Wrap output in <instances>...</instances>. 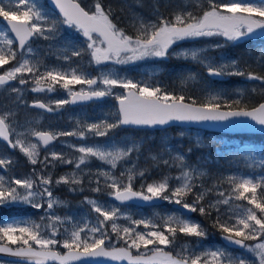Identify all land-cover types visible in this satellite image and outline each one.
<instances>
[{"label":"snow or ice","instance_id":"6c2138e0","mask_svg":"<svg viewBox=\"0 0 264 264\" xmlns=\"http://www.w3.org/2000/svg\"><path fill=\"white\" fill-rule=\"evenodd\" d=\"M60 13L63 16L62 23L73 26L82 32L87 39V49L91 50V58L96 64L103 61H109L113 58L118 63H125L142 59L144 57H166L169 49L178 41L188 38L203 36H223L228 41H237L255 34L257 30L264 32V0H227V2L217 3L216 0H208L209 7L204 10L202 15H194L190 11H178L171 18L159 15L157 20L144 22L139 21V27L136 34L129 35L123 29L117 27L110 19L111 9L105 11L102 7L101 0H96L94 11L85 10L76 0H53ZM24 6L25 11L18 14L17 10H13V5L7 0H0V17L6 21V26L0 29V67L16 60L17 52H32L29 46L30 38L41 36L47 39L45 33H52L56 28V21H49L46 14L37 8L34 0H19L15 7ZM10 34H14L18 47L13 48L14 39ZM99 40V45L97 41ZM106 45V46H104ZM74 56H80L81 51H74ZM124 59L121 60V55ZM177 55L185 58L191 57L194 60L200 59L197 51H183ZM68 59V57H65ZM206 59V58H205ZM235 61L231 65H206L209 75H224L226 69L235 66ZM25 73L35 75L37 87L33 91H54L56 85L68 91L71 100H56V108L68 103L76 101L89 100L92 98H101L112 94V89L119 86L125 90L124 94L116 95L115 99L119 103L118 116L115 123H109L107 120L99 123H91L84 126L82 130L73 132H63L52 134L50 132L32 131L31 135L38 139V143L28 142L26 145L25 133H17V138L13 142L10 136L14 129L6 122L9 114L0 115V138L6 141L10 147H19L22 153L28 158L33 165L39 161L40 145L47 147L58 136L78 135L84 138L88 132L97 136H105L108 131L119 127L120 125H164L169 121H225L232 117L250 118L256 124L264 126V102H260L255 106H241V99L229 100L220 94L209 93L207 99L203 103H198L194 98L189 97L190 102H185L184 95L176 96L158 86H151L142 82H133L131 79L119 78L113 74H105L100 77L88 78L84 73L78 74L77 69L70 72H62L58 69H50L44 73H39L38 65H34L28 58L22 57L17 66L12 67L7 72L0 74V87L8 84V82L17 79L18 74L23 76ZM234 75H247L250 80H257L264 83V75H258L254 72L236 71L228 73ZM188 79H194L193 76ZM43 81H50L47 87L42 86ZM20 84L26 81L21 78ZM87 85L88 91L83 88L80 92L72 90V85ZM99 85L104 88L100 89ZM93 86H96L95 88ZM13 92L18 91L12 89ZM255 91V90H253ZM33 107L53 111V108L39 101L33 102ZM138 150L133 147L127 148H109L107 146H79L76 151L80 153L78 160L75 161V167L80 169L92 157L103 161L104 163L115 169L117 163L126 159L130 153ZM52 161H60L61 163L72 164V160L65 159L64 156L55 151L50 153ZM156 159V157H153ZM177 160L183 165L184 157L178 156ZM41 163H50L46 156ZM11 163L8 159L0 158V167L7 166ZM46 163V166H47ZM167 164V161L164 162ZM36 179L32 176L24 178L11 177L8 180L5 176L0 175V204L6 202H25L33 207L40 209L43 204L37 202V197L44 199L47 197V208L52 209L55 204L61 203L53 198L50 185L53 183L51 176H44L38 173ZM195 169H188L181 172L177 177V186L169 188V180L164 177L161 181L148 183L145 191L133 190L132 181L137 175L134 169H128L121 172L117 177L109 171H101L97 173V184L99 185V177H104L105 186L110 189L109 195L113 196L120 202L139 198L144 201H151L155 198L165 201L174 202L182 205L184 209L191 212L197 210L201 215L210 214L212 209L218 213L216 226L227 235L224 239L230 243L241 246L249 252L254 253L258 258L259 264H264V203L257 202L256 191L257 183H254L252 177H240L236 182V177H228V182L232 185V193L225 196L224 192H219L221 199L210 203L207 207L201 206L205 199V191H194ZM144 172H140L139 176L143 177ZM202 175V173H196ZM126 177L127 182H123ZM55 183H72L79 184L81 180L76 177L75 173L69 176H61ZM264 183V182H262ZM93 191H101L97 186ZM211 192V189L206 190ZM170 193V194H169ZM246 193H251L249 198ZM194 195L193 202L187 203L186 197ZM87 199V198H86ZM232 199L247 200L249 205L241 209L239 214L234 217L235 222L229 226V221L220 222L219 206L227 205ZM93 210L99 214L102 219H98V223L93 227H76L66 239L62 241V247L67 252L61 254L53 251V248L61 243L56 239L58 228L57 223H63L60 217L52 216L51 233L45 238L41 231V225L33 221L27 220H11L0 222V239L7 238L12 244L18 241L22 243L21 247L15 250L11 247L0 245V252L11 253L17 257L26 258L29 264H46L47 261H58L59 264H73L74 261L88 260L92 258L107 257L115 261L127 260L129 264H199L203 258V264H223L224 260L228 264H246V261L240 257H230L222 250L201 252L199 255L192 256L177 253L173 255L167 252L163 247L174 243L177 232L186 236L205 237L206 232L199 223L193 222L191 219L184 218L182 215L167 216L162 225L155 224L152 220H132L133 225H144L147 229L152 227L153 231H138L134 227H123L115 222L119 216L118 208H108L101 205L97 201H87ZM262 214L257 216V211ZM106 222H111V231L115 233L117 239H122L126 247L107 246L106 242L111 241V236L104 229ZM163 228L164 230H161ZM67 231V230H66ZM19 235H15V233ZM167 232V234H166ZM26 237V238H25ZM260 242L254 245H248L245 241L258 240ZM32 241L37 247L33 246ZM151 255H145L141 252V247L149 250ZM186 247V246H185ZM131 249H135L138 255H133Z\"/></svg>","mask_w":264,"mask_h":264},{"label":"rangeland","instance_id":"374dc122","mask_svg":"<svg viewBox=\"0 0 264 264\" xmlns=\"http://www.w3.org/2000/svg\"><path fill=\"white\" fill-rule=\"evenodd\" d=\"M10 1L12 5H18L19 0H7ZM28 1V0H26ZM96 1V0H95ZM132 6H126L125 9L122 10V8H119V11H123L124 13V21L121 22L124 23L123 27H120V22L116 21V19H112L113 17H117V13L114 14V10H111L110 19L117 25L118 28L123 29L127 34L129 35H135L137 32V29L139 27V21L143 20L144 22H150L157 20L159 15H163L164 17L171 18L176 12L178 11H190L194 15H202L204 10H207L209 7L208 0H143V1H136V0H126L122 1L123 4L128 2ZM34 2H41V0H34ZM87 8L92 11H94V4L89 2V0H86ZM217 3L220 2H227V0H216ZM156 3V4H153ZM102 7H104L105 11H108L109 4H105V2H102ZM20 7V6H19ZM111 9V8H110ZM47 17L50 19V16L47 15ZM4 27L0 25V29H3ZM82 34V32H80ZM40 36H38L39 38ZM97 44L99 45V40L97 41ZM175 45V48L166 56V57H144L142 59H137L134 61H128L125 63H118L115 58L109 61H104L101 65H96L95 63V71H96V77H100L105 74H113L114 76H118L119 78H126L131 79L133 82H142L149 84L151 86H158L163 90H166L173 94H179V91H183L184 89L190 90L193 94L195 92L203 94L204 96H208L209 93L212 94H220L225 99H232V98H245V94L247 93L250 97L252 93L260 94V96L264 97V83L257 80H250L248 79L247 75H234V74H228V73H234L236 71H243L245 73L247 72H254L258 75H262V72L264 71V63L261 64L259 61V56H262L264 59V32H261V30H257L255 34H252L248 37H245L243 39L237 40V41H228L223 36H203V37H195V38H188L182 41H178ZM29 46L32 48V52L28 53L26 50L21 54L22 57L28 58L29 55L36 54L35 48L33 45L29 44ZM106 46V45H104ZM195 50L199 53L200 59L194 60L191 57L185 58L182 55H177L178 53H181L183 51H192ZM240 54V56H238ZM174 58L178 62H196L201 67L200 71L196 72L193 66H189L188 64H177V67L175 70L166 68L164 69V62L169 60L170 58ZM206 58V59H205ZM121 60L124 59V55L122 54L120 57ZM235 61V66H231L226 69V72L224 74V78L218 79L214 78L211 75L207 73L206 65L210 62L213 65L219 66V65H231L232 62ZM163 62V63H161ZM164 64V65H163ZM17 66V64L15 65ZM13 66V67H15ZM12 68V67H11ZM11 68L7 69L5 72L10 70ZM94 62L92 63L91 69L94 72ZM207 73L208 76L206 77V80L203 78L201 74ZM193 76L194 79H188V77ZM23 76H20L18 74L17 79L11 81L7 85L0 87V96H6L7 94H14L12 89H17V93L20 92V90L17 88V83ZM235 77V82L231 84L224 85L223 83L227 81L231 82V78ZM226 88H224V87ZM72 88V87H71ZM88 90L87 86H80L72 88L73 91L76 90ZM100 89H103V85H99ZM123 88L116 86L112 89L111 95H106L110 98H115L116 95H122L123 94ZM255 90V91H253ZM35 93H43V91H35ZM56 95H59V99H68L69 94L68 91L64 88L59 89L55 92ZM15 95V94H14ZM19 98L22 97V94L19 96L16 94ZM15 97V98H18ZM248 97V98H250ZM30 99V98H29ZM28 99V100H29ZM58 99V100H59ZM107 101H103L101 104L98 102L96 105L97 107H93L92 111H90L93 114H99L102 118V120L96 121V123H99L101 121L107 120L108 122L115 123L117 117L115 114H117L116 107L112 105V100L106 99ZM49 103V101H47ZM98 111H97V109ZM99 108L101 110H99ZM108 110H112V113H108ZM114 110L116 111L114 114ZM22 110L18 111L17 114L21 113ZM85 110L83 112H80L79 115H81L83 118L85 116ZM1 115V114H0ZM24 118L21 121L16 122L12 129L15 131L11 134V139L13 142L17 138V133H25V136L22 137L26 141V145L28 142L31 143H38L35 139L32 138V131H36L38 129H44L47 130L46 126L42 123L45 122V120L49 121L51 119V116H44V114L38 113L35 110H30L28 113H24ZM94 115V116H95ZM104 119V120H103ZM46 123V122H45ZM50 125H53L50 122ZM74 128V127H71ZM117 128L112 129L113 133L109 136L105 135L104 138H101L102 136H97L93 134H86L84 138L79 137L78 135H72V136H58L57 142L47 148L44 152L42 151L40 147V153H39V161H44V158L47 156L49 160H51L50 153L55 151L57 153H60L64 156L65 159L72 160L73 162L78 160V157L80 156V153L76 151V149L81 146H107L109 148L116 147V148H127V147H133L135 146L136 149H138L144 142V132L137 133L135 131V128H121L122 130H117V135L114 132V130ZM132 129V130H130ZM184 135H188L187 131L182 132ZM56 134V132H54ZM60 138V139H59ZM136 151V150H135ZM133 151V152H135ZM16 153L10 152V155L7 154L4 156L3 159L8 160H14L13 155H22L24 159L22 158V161L18 164V166L22 167L15 170H9L6 166V170L3 169V167H0V175L5 176V179L8 180L11 177L15 178H24L28 176H32L33 179H36V175L33 173V169H35V173L44 175V176H51V169H45L46 164L41 163L38 161L37 164L33 165L30 163L28 158L22 153L19 147L16 148L14 151ZM131 154V153H130ZM129 154V155H130ZM2 158V157H0ZM128 158V157H127ZM21 160V159H20ZM89 161L93 162L94 166L98 169L97 172L101 171H109L116 175L117 177L120 176L121 172H126L128 169H133V164H129L126 167L118 168L121 164V161L117 163V167L115 169L111 168L110 165L104 163L103 161H100L99 159L92 157L89 159ZM59 165L61 166H68L67 163H61L60 161ZM259 161H254L253 163H258ZM47 163V162H45ZM88 163V162H87ZM51 165L52 162L47 163V165ZM138 164V163H137ZM89 163L87 166L81 165V168L79 171H75L76 177L80 179L81 172L84 173L87 168H89ZM144 167H141V170ZM62 170V169H61ZM162 171V170H161ZM160 171V172H161ZM165 169L162 171V177L161 179H158L154 182L161 181L164 177H166ZM199 173V172H196ZM200 173H204V170H201ZM97 174V173H96ZM153 173L150 175L151 177H157L152 176ZM61 176H69L71 178V172L67 170H63L62 174L60 176H57L55 178H52L53 183L50 185V190L53 194V198L55 200L61 201V203L55 204L52 209L47 208V197L44 199H40L37 197V202L43 204V207L40 209H37L33 207L32 205L25 203V202H6L4 204H0V222L5 221H11V220H27V221H33L36 224L41 225V231L45 238H48L51 233V228L48 227V225L51 223V217L56 216L60 217L63 223H57L56 227L58 228L56 239L60 241L61 243H58L53 249H64L62 247V241L68 237V234L76 227H93L96 226L98 223V219H102V217L99 216L98 213H96L92 206L87 202L88 200H94L97 201L101 205H106L108 208H118L120 211L119 218L115 221L118 226L122 229L123 227H134L137 228L138 231H153L154 229L152 227L145 228L144 225H133L131 223L132 220H152L155 224L160 225L159 223L163 224L164 219L169 215H182L181 212L175 211L171 208V204L173 202L165 201L164 204L170 206L169 213H166L165 216H161V213L163 210H161V206H151L148 207H140V206H132V205H119L115 202H112L109 199V192L110 189L105 186L100 187L103 189V192L107 193L106 196H81V201L77 200L75 197L77 196H67L64 198L63 196H60L58 193H62L56 189L62 188V186H66L69 189L68 193L71 194H77L78 189H75L76 184L67 183V185H63L65 183H55L56 180H58ZM98 178V177H97ZM96 178V179H97ZM170 183V178L167 177ZM81 180V179H80ZM123 182L126 183V177L123 178ZM177 182V181H176ZM153 183V182H152ZM96 187H92L90 190L93 192L91 194H95L96 191H93ZM172 189V187H169ZM146 193V191H145ZM87 198V199H86ZM189 203V202H187ZM191 204V203H190ZM148 210L149 213L144 214L145 209ZM143 211V212H142ZM146 213V212H145ZM161 216V220L159 223L156 221L157 218ZM184 218L191 219L193 222L194 218L192 217H186L182 215ZM104 229L108 232V234L111 236V241L108 242L106 245L111 246H119V245H126L122 239H117V236L115 233H112L111 231V222H106L104 225ZM67 230V231H66ZM161 230H164L161 228ZM223 233V232H222ZM226 234V233H225ZM15 235H19V233H15ZM178 236V237H177ZM26 238V237H25ZM176 238L179 240V242H175L174 244H170L168 246H160L163 247L164 250H168V248H172L173 251H171L173 254L177 255V253H182V255L192 256L194 258L195 255H199L201 252H207V251H216V250H222L226 256L230 257H240L243 258L246 261V264H259L258 258L255 256L254 253L249 252L247 249H233L226 247L225 245H222L221 243L214 242L211 246L207 245H200L202 242L203 237H195L196 244H191V240H188L187 236L184 234L179 235L176 234ZM2 242L8 243L11 245L19 246L22 245L20 241H18L16 244H12L10 241L7 240V238L1 239ZM260 242L259 240L253 241L251 243H247L248 245H254L256 243ZM30 243H33L30 241ZM194 245V246H193ZM33 246H36L33 243ZM186 246V247H185ZM37 247V246H36ZM151 245L149 246V250H146L141 247V252L144 254L151 252ZM66 250V249H64ZM137 253V251H136ZM139 254V253H138ZM203 260V258H202ZM200 263L203 264V261H200ZM0 264H21V263H13V262H6V261H0ZM211 264V262H210ZM223 264H228L227 260L223 261Z\"/></svg>","mask_w":264,"mask_h":264},{"label":"trees","instance_id":"16d2710c","mask_svg":"<svg viewBox=\"0 0 264 264\" xmlns=\"http://www.w3.org/2000/svg\"><path fill=\"white\" fill-rule=\"evenodd\" d=\"M105 4H109L111 10H114V14L117 13L116 21L120 22V27H123L124 23V13L119 11V8L125 9L129 1L123 4V0H101ZM126 1V0H124ZM138 2L143 0H136ZM149 1V0H148ZM252 2V0H248ZM19 12V9H18ZM20 13V12H19ZM18 13V14H19ZM57 18V17H56ZM59 18L52 19L56 21L55 31L50 33V36L47 39L42 40L40 57L42 60V66L39 68V73H44L50 69H58L62 72H70L72 69H77L78 74L84 73L87 77L91 73V66L93 60L91 58V50L87 49V39L84 36H80L77 33H74L72 29H69V26L62 23ZM74 51H81L80 56H74L72 53ZM18 56V54H17ZM240 56V54H238ZM68 57V59H65ZM259 61L261 64L264 63L262 56H259ZM177 64H188L193 66L196 72L200 71V66L196 62H176L174 65L167 66L168 68L174 69L177 67ZM206 80V74H201ZM264 75V71L262 72ZM26 83L20 84L18 86L20 92H14V94H7L4 98L0 99V114H9L6 122H8L11 117H14L18 111L23 107L27 108V100L32 97L33 89L35 88V75L31 73H25L23 78ZM235 77L231 78V82L227 81L223 83L224 85L231 84L235 82ZM50 81H43L42 86L47 87V84ZM81 86L80 84L72 85V88ZM224 87V86H223ZM226 88V87H224ZM59 89H62L60 85L55 86L54 91H47L44 98L46 101H49L47 105L53 108V111L49 112L44 111V116H51L49 121L53 124L48 126V130L63 133V132H73L79 131L84 128L87 124L96 123L98 120H102L99 114H93V107H97L96 102H91L87 105H81L77 107H70L68 104L62 105L59 108H56L55 101L58 100L59 95H56L55 92ZM21 95L22 97H18ZM184 95L186 101H189L188 98H194L198 103H203L206 101L208 96L195 92L194 94L187 89L179 91V94L176 96ZM245 98H242L243 104L241 106L247 105L248 107L254 106L257 103L264 101L260 94L252 93L251 97L246 93ZM243 96V95H242ZM240 96V97H242ZM18 97V98H15ZM239 97V98H240ZM250 97V98H248ZM239 98H232L230 100H236ZM108 99V98H107ZM61 100V99H59ZM114 100V98L110 99ZM29 101V100H28ZM107 101L106 99L104 102ZM190 102V101H189ZM102 102H100L101 104ZM114 103V102H113ZM112 105L115 107V105ZM97 109V108H96ZM85 110L84 118L79 115L80 112ZM99 110H101L99 108ZM98 111V109H97ZM109 114L112 113V110L107 111ZM114 110V114H115ZM95 115V116H94ZM117 117V114H115ZM104 120V119H103ZM111 123V122H109ZM12 127V123L9 124ZM74 127V128H71ZM117 130H122L120 127L114 130L117 135ZM132 130V129H130ZM137 133L144 132V142L136 150L132 152L128 158L124 159L118 168H123L129 164H133V169L137 174L132 181L133 188L139 191H146V186L148 183H152L162 177V171L165 169L167 171L166 177L170 178L169 187L175 188L177 186V177L180 176L181 172L188 169H195L196 172L204 170L202 175L194 173V184L196 188L194 191H205V199L202 202L201 206L207 207L210 203L215 202L221 197L218 196L219 192H224L225 196H228L232 193V185L228 182V177H236V182H239L240 177H252L254 183H257L256 199L259 203H264V134H226L219 132L204 131L197 128L190 127H169L166 129L159 130H147V129H135L132 130ZM187 131L188 135H184L182 132ZM113 130H109L107 136L111 135ZM88 134H93L88 132ZM69 137V136H67ZM101 138H104L103 136ZM6 146L0 142V157L4 158L5 155L9 154ZM178 156H183L184 161L183 165L179 160L176 159ZM156 157V159H153ZM167 161V164L164 162ZM254 161H259L258 163H253ZM21 160H11V163L7 165L9 170H15L16 168H22L18 166ZM89 162V168L86 169L84 173L81 172L80 179L81 183L75 185V189L78 191H89L92 187H103L105 183L104 177H99V185L97 184V168ZM138 163V164H137ZM49 166V165H48ZM141 167H144L141 170ZM52 172H57L58 170H67L71 172V175L75 171H79L76 167L70 166L65 168H59L58 164H53L49 167ZM162 170V171H161ZM161 171V172H160ZM140 172H144V176H139ZM153 173L151 177L150 175ZM97 178V179H96ZM101 191H96L99 196H106L107 193ZM211 189V192L206 190ZM170 194V193H169ZM246 195L251 198V193H246ZM186 202L192 203L195 199L194 195H189L186 198ZM167 202V201H166ZM169 205V204H168ZM161 205V216H165L166 213H169L170 206ZM253 207L254 205H249L247 200H235L232 199L229 204H221L219 206V215L220 222L229 221V226L231 223H234V217L236 214H239L241 209ZM145 209L144 214L149 213ZM257 216L260 217L262 214L258 209ZM217 211L212 209L210 214L201 215L197 210L192 212L191 216L194 218L196 223H199L204 231L206 236L203 237L200 245L211 246L214 242L219 241V235L222 233V230L216 226L217 220ZM161 216L156 219L159 223ZM162 225V223H159ZM179 235L182 233L177 232ZM167 234V232H166ZM178 237V236H177ZM188 240H191V244H196L195 236H187ZM3 240L0 239V242ZM256 240H249L246 242H253ZM175 242H179L175 238ZM176 245L175 243H172ZM193 245V246H194ZM170 247V245H169ZM173 251L172 248H168ZM133 252H136L135 249H132ZM201 261H203L201 259Z\"/></svg>","mask_w":264,"mask_h":264},{"label":"water","instance_id":"95a60500","mask_svg":"<svg viewBox=\"0 0 264 264\" xmlns=\"http://www.w3.org/2000/svg\"><path fill=\"white\" fill-rule=\"evenodd\" d=\"M47 2L51 6V8L54 9L63 18L62 14L60 13L59 8L56 7L53 0H47ZM1 21L6 25L7 22L4 21L2 17H1ZM12 35L14 37V34H12ZM14 40H15V38H14ZM16 44L18 47V42H16ZM211 76L214 78H218V79L224 78V75H211ZM76 92H80V91H76ZM124 92H125V90H124ZM124 92H123V94H124ZM103 98L104 97L92 98L89 100L76 101L75 103H69V104L72 106H75V105H79V104H86V103H89L93 100L101 101V100H103ZM69 100H71V97L69 98ZM39 102H41V101H39ZM185 102H189V101H185ZM262 102H264V101H262ZM115 103H116L117 111H118L119 103L117 100H115ZM32 105H33V102L31 103V107H33ZM33 108L42 109L39 107H33ZM121 126L122 127H132V128H142V129H149V130L164 129V128H168L171 126H184V127H193V128H198L201 130L213 131V132L237 133V134H239V133L264 134V126L258 125L254 121H252L250 118H246V117H232V118H229L228 120H225V121H176V120H173V121H169L167 124H164V125H159V124H157V125H131V124H129V125H121ZM43 132H49V131H43ZM32 137L38 141V139L36 137H34V136H32ZM0 141L4 142L10 150L14 149V148L10 147L9 144L6 141H4L2 138H0ZM54 142H55V140L52 141L49 145L53 144ZM41 146L43 148H46L43 145H41ZM3 169H4V167H3ZM133 190H135V189H133ZM135 191H137V190H135ZM109 199H111L114 202L121 204V205L134 204V205H138V206L160 205L163 202V199H159V198H155L151 201H144V200L139 199V198H134V199L128 200L126 202H120V201L116 200L113 196H110V195H109ZM172 207L174 209L179 210L180 212H182L185 215H190L192 213L191 211L184 209L182 207V205H178L176 203H173ZM226 235L227 234H221L220 235L221 240L225 244H227L233 248H242L241 246L236 245L234 243H230L228 240L224 239V236H226ZM0 245L11 247L10 245H8L6 243H0ZM19 247H21V246H19ZM116 247H126V246L125 245H119ZM11 248L15 250L18 247H11ZM53 251H56V250H53ZM65 252H67V250L61 254H64ZM167 252H170V251H167ZM133 255H138V254H133ZM145 255L150 256L151 252L148 254H145ZM0 260H8V261H13V262H20V263L29 264V262L26 260V258L17 257V256L12 255L11 253H7V252H0ZM46 264H59V262L50 260V261H47ZM73 264H129V262L127 260L115 261V260H112V259L107 258V257H99V258L88 259L86 261L85 260L74 261ZM199 264H201V263H199Z\"/></svg>","mask_w":264,"mask_h":264},{"label":"flooded vegetation","instance_id":"af4514ba","mask_svg":"<svg viewBox=\"0 0 264 264\" xmlns=\"http://www.w3.org/2000/svg\"><path fill=\"white\" fill-rule=\"evenodd\" d=\"M79 3H80V5L82 6V7H84L86 10H88V11H92V9L90 10L89 8H87L86 6H87V2H86V0H77ZM9 4H11V2L10 1H7ZM28 1H26V3H27ZM89 2H91L92 4L93 3H95L96 1L95 0H89ZM36 3V6H37V8H39V10L42 12V13H44V14H46V15H48V16H50V19H49V21L51 22L52 21V19H53V17H54V19H56L57 20V18H59L58 20H60L61 22L63 21V19L59 16V14L56 12V11H54L52 8H50V6L48 5V3L46 2V1H44V0H41V2H35ZM153 4H156V3H153ZM12 5V4H11ZM127 6H129V7H131L132 8V6L130 5V3H128V5ZM21 7V6H20ZM19 9V8H18ZM18 9L13 5V10H17L18 11ZM26 10V8L25 9H19V12H23V11H25ZM18 12V13H19ZM57 17V18H56ZM69 26V25H68ZM3 27H5V25H3ZM69 29H72L73 31H75L77 34H79L80 36H83V34H81L80 33V31L78 30V29H76L75 27H73V26H69ZM11 36H12V38L14 39V37H13V35L12 34H10ZM45 35L47 36V37H49L50 36V33H45ZM45 38L44 37H39L38 38V36H35V37H32V38H30V42H29V44H31V45H33L34 46V48H35V52H36V54L34 55V54H32V55H29V57H28V59L30 60V62L32 63V64H34V65H38V67H41L42 66V60H41V57H40V50H41V45H42V40H44ZM13 48H17V44H16V42H15V40H14V44H13ZM175 48V45H173L170 49H169V53L173 50ZM17 54H18V56H17V58H16V60H14V61H11L9 64H6V65H4V66H2V67H0V73H4L7 69H9V68H11V67H13V66H15L16 64H18V62L21 60V58H22V56H21V52H17ZM174 58H170L169 60H167V61H165L164 62V69L166 70V68H168L167 66H172V65H174L176 62H174ZM94 62V61H93ZM161 63H163V62H161ZM96 65H98V64H96ZM94 71H95V62H94ZM171 69V68H170ZM176 69V67L173 69V70H175ZM92 70V69H91ZM96 71H95V75H94V77H96ZM22 78H24V74H23V77ZM93 78V77H92ZM11 82V81H10ZM9 82V83H10ZM34 85H35V88L37 87V85H36V82H34ZM81 86H84V85H81ZM43 87H45V86H43ZM80 87V86H79ZM96 87V86H95ZM94 87V88H95ZM17 88L19 89V86H18V83H17ZM46 88V87H45ZM20 90V89H19ZM87 91V90H86ZM46 92H47V90H45V91H43V93H35V91H33V95H32V97L29 99V101L27 100V104H28V107L27 108H22L21 110V113H19V114H15V116L14 117H11V119L7 122L8 124H10V123H12V126L16 123V122H18V121H21V120H23V119H25L24 118V113H28V111H30V110H35L36 112H38V113H41V114H44V111L46 110V109H37V108H33V107H31V103L32 102H35V101H41L42 103H44V104H46L47 103V101L45 100V98H44V96H45V94H46ZM5 96H3V95H1L0 96V99H2V98H4ZM69 98V97H68ZM112 99V98H110V97H108V96H104V100L105 99ZM92 102H97V101H95V100H93ZM112 102H114L113 104L116 106V104H115V98H114V100L112 101ZM2 115V114H1ZM45 115V114H44ZM46 122V123H45ZM45 122L44 123H42L43 125H45L46 126V128H48V126H50V124H48V121L47 120H45ZM39 130V129H38ZM51 146H53V145H50V146H47L46 148H43V147H41V149H42V151L44 152L47 148H49V147H51ZM9 153V155H10V152H8ZM12 153H16V152H12ZM13 157H14V160H20L21 159V161H22V158L24 159V157L22 156V155H13ZM49 160V159H48ZM49 161H51L52 162V164L51 165H53V164H58V167L59 168H65V167H70V166H75V162H73L72 164H69L68 166H61V165H59V162L58 161H52V160H49ZM44 164H46V163H44ZM88 163H86L85 165H87ZM49 165V164H48ZM46 166V168L45 169H49V167L51 166V165H49V166ZM62 172H63V170H58L57 172H52L51 171V177L52 178H55V177H57V176H60L61 174H62ZM63 185H67V184H63ZM56 190H58V191H60V192H62V193H59V192H56V193H58L60 196H63L64 198H66L67 196H77V197H75L78 201L80 200L81 201V196H92V195H97V196H99L98 194H96L97 192H95V194H91V193H93L92 191H86V192H83V191H78L77 192V194H71V193H68L69 192V189H68V187H66V186H62V188H60V189H56ZM60 252H62L63 251V249H58Z\"/></svg>","mask_w":264,"mask_h":264}]
</instances>
